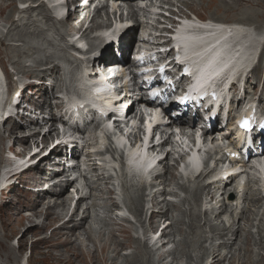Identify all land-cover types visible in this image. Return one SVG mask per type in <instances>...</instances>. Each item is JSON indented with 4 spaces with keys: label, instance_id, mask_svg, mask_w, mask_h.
Returning <instances> with one entry per match:
<instances>
[{
    "label": "bare ground",
    "instance_id": "6f19581e",
    "mask_svg": "<svg viewBox=\"0 0 264 264\" xmlns=\"http://www.w3.org/2000/svg\"><path fill=\"white\" fill-rule=\"evenodd\" d=\"M11 1H13V0H10V2ZM96 1L97 0H95L94 2H96ZM147 1L153 2L154 0H147ZM168 1H171V0H162V2H164V3L168 2ZM177 1L181 2L186 8H189V7L192 6L191 3H192L193 0H189V1H187V0H177ZM214 1L215 2H217V1L218 2H222V6L221 7L223 9H226V10H228V9L229 10L244 9V6L239 7V4L241 3L242 0H232L230 3L227 2L226 0H222V1L221 0H214ZM248 1H250V0H248ZM37 2H35V0H16V2H12V3L16 4L17 11L20 10L18 5L19 4H23L24 8H22V11H26V13H29L28 9H33L34 8L35 10L32 13L36 12L40 19H42L44 17L48 18L49 19V23L47 25H45V26L47 28H51L50 25H52L54 27L53 28V32L55 33L54 35L56 37H59L62 42H66L67 38H72V40H73L72 36L75 33H80V32L82 33L81 34V40H83L82 42L91 40L92 39L91 35L93 33L97 32V31L101 30V28L103 27V23L101 21L102 20V16H103V13H105V12H106V15H107V10H108V6L104 2L102 4L103 5L102 8L101 9H97L95 15L90 18V16H89V7L88 6H84V7L78 8L74 12L73 11L70 12V14L68 15V17L65 20H61L60 21V20H57L53 15L50 14V12L48 11V8H47V6L45 5L44 2L41 3V4H38L37 6L33 5V4L37 3ZM94 2H92V3H94ZM138 2H139V0H124V2H123L125 5H127L129 7V9H130V17H132V18L136 17V15H135L136 14L135 6L137 8V6H138L137 3ZM256 2H257V4H260L261 6L264 5V0H257ZM252 4H254V3H252ZM252 4H249V5H252ZM246 7H247V5H246ZM179 11L183 15H189V14H186L183 9H180ZM142 12L148 13L147 9L146 10H142ZM260 13H261V11H260ZM263 13H264V11H263ZM191 14H193V15L201 18V19H208L206 17L198 16L197 14H195L192 11H191ZM173 15H174V12H173ZM260 16H262L264 18V14H261ZM164 19L165 20H164V23H163L164 24L163 28H166L168 24L169 25H171V24L175 25L176 24L175 20L172 19V18H164ZM252 19H254V14H251V15H249L246 18V20L248 22H252ZM10 20H7V21H10ZM242 20H244V19H242ZM246 20H244V21H246ZM235 22H238V21H235ZM20 23H22V22L20 21ZM37 23L40 24L39 22H36V25H35L36 30L34 32L32 31L31 28H26V30L24 29L23 32H19L18 33L16 31L17 34L14 35L13 34L14 32L12 33L13 30L11 31V27H10V29L8 31V37L11 40H16L17 39V42H20V43L24 42V43H22L21 47H18L19 49H21V48H23V49L19 50L17 48L18 50H16V53H19V55H20V53L22 54L21 57H23V56L27 57V58L33 57L34 56L33 54H36V52L38 51V48L36 46L37 44L35 43V39H42L41 34L43 32H48L47 28H41L40 26H42V25L38 26ZM219 23H222V22H219ZM41 24H42V22H41ZM159 24H162V22H159ZM224 24H231V23H224ZM212 27L213 26L210 25V28H212ZM13 28H15V27H13ZM138 30H139V28H138ZM138 30H137V28H135V30H132V31H127L126 30L127 32L124 34L123 43H125L126 45H131L134 41L136 42L137 38L139 37ZM62 31H64V33H61ZM206 33H207L206 30L202 26H200L199 23L196 24V27L192 28V30H191V35H192L193 38H196L198 36H203ZM239 33H242V31H240L238 33H235L234 36L239 35ZM18 36L20 38H23V37L26 36L25 38H27V40L18 39ZM241 39L243 40V43L245 44L246 41H247V36H243L242 35ZM187 41H192V43L190 42V45L192 46L191 47L192 49L190 48L191 50H189L190 53L195 52V50H198L199 48H202L204 46V42H202V41H195V40H190V39L189 40H185V42H187ZM82 42H80L81 45H83ZM81 45H79L78 42H75L74 44L67 43L66 47H63L61 49V51H62V55L61 56H54L51 59V61L46 62V64L48 63L50 65V67H49V69L47 67L46 69H43V71H41V72H46V74H44V76L48 75L51 72V73H53V76H50V78L56 79V82H55L56 84L59 83L60 81H62V76H64V72L66 70V66H68L67 64H69V66L72 65L71 61H70V58H68V50H70V51L81 50L82 51L84 48ZM55 46H56V44H53V43L51 44V47L54 48ZM96 46H97L96 43L94 41H91L89 46H88L89 53L95 54L96 53V49H95ZM195 46H196V48H195ZM218 46L219 47L217 49H215L211 53H208V56L205 59L206 63L204 65V67H206L205 68V70H206L205 74H207L208 73L207 71L210 68V65L211 64H216L215 68H213L214 69L213 71L215 73H213V74L210 73V75L208 77L203 78L204 80L208 79L209 77L213 76L214 74H218V73L223 76L229 70H232L234 75H235V77H236L238 75V73L243 70V69H241V67H239L241 65L240 60L242 58V55L240 54L239 56H237L238 53L235 51L236 47L233 46L232 39H229L228 41H224V42L220 43ZM238 46H240V44H238ZM225 47H227V48L230 47L231 48V52L234 55V57L231 55V52H229L228 57H227L226 60L223 59L222 61L214 63L215 60H216V57L220 54L221 49H223ZM257 47H255V48H257ZM122 49H124V46H123ZM106 52H107L106 55H107V60H108V64H107L108 66H106L105 69L109 71L108 68L112 67V69L110 71L114 72V71H116V68H117V65L119 64V61L117 60V58L113 57V47L107 48ZM126 52L127 51L124 52L123 56H126L128 54ZM253 53H254V50H253L252 54H250L251 56H249L245 60V62L249 61L250 57L253 56ZM81 56L86 57L85 54H83ZM42 61H44V59H40V61L37 59L35 61V64L38 65ZM126 61H129V55L126 56ZM223 61L225 63H227V64L225 66H222L221 68H219L217 66L218 63H221ZM233 61H234V64H233ZM42 64H44V63H41L40 65H42ZM129 65H130V67H135V62H132ZM0 67H1V64H0ZM93 68H94V66L91 65L89 67V70H91ZM80 69H81V67L79 68L78 66L75 68V70L78 73L80 72ZM258 71H259V68H257L256 70H253V72L251 73L250 79L251 78H255L257 73H258ZM202 72H204V71L200 70V73L202 75H204ZM124 76H125V73L122 74V77H124ZM39 77H41V76H39ZM119 77H121V76H119ZM10 78L11 77H9V79ZM250 79L248 78V80H247L248 84L246 83V87H247L246 88L247 89L246 92L249 90V88H251V89L253 88L255 90V92H257V90H256L257 87L254 86L255 84L252 83V82L249 83ZM54 88H56V85H55ZM74 89L75 88L72 87V91ZM6 90H7V84H6L5 80L3 79V73H2V71L0 69V100H1L2 96L4 95V93L6 92ZM35 90H36L35 94L38 93V94L42 95L41 98H44L47 95V92H43V90L40 89V88L36 87ZM52 97L55 98V95H52ZM46 98H47V96H46ZM32 100H35V98H32ZM144 101H145L144 99H141L142 103H144ZM263 102H264V96L262 95V96H260V103H263ZM43 103L44 104L46 103V104L49 105L50 117L47 118V119H46V117L42 118L41 122L40 121H35V122L33 121L30 124V126H28L27 128H25V126L18 125V124H13V125L12 124H8L7 125V123L10 121L9 119H8V121L6 120L4 122V124H3V134L4 135L1 137V141H0V143L2 141L4 143V145H3V148H4L3 153H5V151H6L5 142L7 140H9L11 142V145L9 146L10 147V151L12 153H14L15 155H18V156L23 157V158H26L28 156V154H31L32 149H33L34 146H37L38 149H39V145H41V147H40L41 151L38 154L32 155V157L30 158V161H35V159L38 158L39 155H41L43 152L48 150V148L50 147V144L53 142V140L57 136H59V129L57 127L59 122H64L65 121L64 117L57 115L56 112L60 111V110H64L65 109V105H64V102H57L53 106L51 100H49V101L44 100ZM136 103H138V101H136ZM245 103H246V98L245 99L242 98L239 101L238 105H237L238 108L243 107L245 105ZM132 108H133V106L131 108H129L128 112H131ZM233 110L235 112V109H233ZM94 120H93L92 123L83 126L82 129H79V131H78V133L82 134L81 135V138H82L81 142L86 144V146H88L89 141H93L90 146H93L94 144H96V140H97L96 130L99 127V123H98L99 120L98 119H96L95 121ZM179 123H180V125H185L186 121L183 120V121H181ZM48 126H49L48 134H45V135L42 136L43 130L46 129ZM119 126L120 125L117 124V127H119ZM193 126H195L194 123H193ZM34 127H36V128H34ZM27 131L28 132L30 131L29 135H26ZM230 133L232 134V132H220L219 131L218 134H219V136H222L225 139H228V136L230 135ZM216 136H218V135H216ZM29 142H31V144L29 145L30 146L29 149L16 150L17 147L26 146L27 144H29ZM39 142H40V144H39ZM75 143H77V142H75ZM77 145H80V144L78 143ZM76 147H78V146H76ZM74 153L75 154H74V159L73 160H75V158H77V156L79 155L78 151H76V150L74 151ZM101 155H103V154L100 153V152H98V154H95V155H93L91 152H88V154H86L85 158H86V161L89 164L92 165L91 167L95 168L97 165L93 162V158L95 156L98 157V156H101ZM49 156H50V154L47 155V158L45 157L44 159H49ZM62 157L63 156L60 155L59 159H61ZM169 158H170V155L167 156L166 160H164L162 163H160V166L161 165L164 166L165 172L160 174V177L158 178L156 186L153 187L154 191H152V194H151L152 195L151 201H152V205L153 206H152V209H151V216L149 217V220L151 218H154L153 219V221H154V229L151 230L150 227H148V229H147L148 231H146V233H150L151 231H154V230L158 229L162 224L164 225L165 222L163 223V218H168V221H170L171 225L165 227V229L162 231L160 237L157 239V241L155 243V247L159 246L157 250H160V251L147 252V244H146V245H144L145 247L143 249H141V251L139 253H137V251H136V253H134V256L138 255V264H147L148 261H149V263H151L150 262V260H151L150 258L151 257H152L153 264H162V261L166 260L167 257H168V254H170L172 252H174L173 259L176 261L177 257H176L175 252H178L179 249H183V245L184 244L182 243V240L181 241L177 240L175 235L178 234V235L182 236V234L184 233V230L182 229L183 230L182 234H180L178 232H174V236L172 235L171 232H168V230H169L168 228L169 227H172V231H174V229H175L174 226H176V224H173V221L169 219V209H168V207L171 204L166 202V199H164L162 202H160V200H158V196L160 198H162V197H164L165 195L168 194L167 193V188H166L167 183L168 184H173L174 181H176V176H175V174L173 172L174 168L170 167L169 166V162H167ZM248 166H250V162L245 163L242 166L243 168H241L242 170H241V172L239 174H234L233 176H231L227 180H225L226 183L227 184H231V186L233 184L237 185L235 183L236 179L238 177H240L242 174H244L243 169L245 167H248ZM50 167H53L54 169L56 168L55 170L59 171V172H56L54 174V172L52 170L51 171L52 174H50V175H53V174L54 175L49 180L45 181L43 178L40 177L41 173L44 172V171L42 170V168L39 167V165L37 167L31 166L27 170L28 172L23 174L20 177V179L22 181H29L28 184H29L30 188L28 190H31V187H32V190H33V187H35V188H39L40 191H38L37 193H35V195H32V196L30 195V193L24 192L25 195H26V199H28V197H30V196L32 197L31 201H29V202L26 201L27 205H24V211H28V212H32V213L28 217H19L20 219H19L18 223L22 224V223L25 222V226L24 227H26V228H25V231L23 233L22 239L18 241V245L20 247L25 245V243L27 242V239H26L27 236L26 235L28 233H30V231H32V230L33 231H37V230H41V229L47 227V226L44 227L45 224L36 225V223L34 222V219L38 218V216H39L40 211L37 210V209H39L40 205L46 203V201L48 199H51V201H54V203H53V205L51 207H54L56 205H59L60 202L63 201L64 195H65L67 200L64 201L65 205L64 204L63 205L65 207L66 213L59 215L56 212L57 214L53 215L54 217L52 218V223H55V224H52V225H54L52 227V234L53 235L51 237H49L50 239H48V240L52 239V241H48L47 239L45 240V237H42V238H37L34 242L37 241L38 243H40L41 240H45V243L47 245H50V243H55V244H52L51 249L47 252V254L49 256H52L54 259H56V261L60 260L58 262H61V263H64V264H72L70 262L71 261L70 259H74L75 257L79 256L78 255L79 252L81 253L80 248H77V245L81 247V246L85 245L87 242H90L89 244L95 243L93 237H91V235H92L91 234V228H90V226L89 227L87 226V224L90 222V219H93V217H91L92 213L90 211V207H86V208L83 207L84 204L87 202L86 201L87 195L79 196L80 195V190L77 189V188L75 189L76 190V193H75L76 195L69 196V194H68V192H69L68 187L73 184V181L70 179V176H71L70 172H71V170H74L75 168L79 169L80 168L79 164L71 166L68 169V171L66 169H64L60 163H58V164L51 163ZM95 171H97V170L96 169L92 170V172L97 175L96 176L97 182H101V184L104 186L103 189H100V190L97 189L96 190V191H98L101 194L100 196L102 198L101 199L102 200V206H100V208L102 210H104V211L105 210H110V206H108V203H110V204H112L111 208H115V210H117V209L119 210L120 206L115 201V198L113 196V195H115V193H114V191L111 188H109V186L111 185V179L103 178L102 175L97 174V172H95ZM45 177H47V175H45ZM220 180L224 181V179H218V180H216V184H214L212 186L204 185V186H202V188L200 187L201 188L200 189L201 195L205 193L206 196H208L211 199L212 202H215V205H214V207H212V209L210 211H206V213L204 214V217L196 215V222L190 223V225L188 227V230L192 233L193 238H195V239L199 238V235H198L199 232H201L202 235H208L209 236V237H204V238H207L206 241L204 242V244L210 242V247L206 248V247H203V245L201 244V249L200 250H202L204 252V254L201 257V259H200L198 264H225V263L235 264V261L237 259V251L240 250V246L239 245L242 244V242H240L239 239H240V237H242L241 233H242L243 229L242 230L238 229V230L234 231L233 226L235 225V223L229 229H227L225 226H222V225L216 223V221L218 219H220L222 221V223L224 222L223 217H225V215H222V217H221V215H220L221 213L220 212H222V213L226 212L225 199H223L222 201H218L216 194H214L212 192L213 188H216L217 185L221 184ZM103 182H104V184H103ZM45 185H49V188L47 190L41 189V188H44ZM88 186H89V188H92V184L90 183V181H89V185ZM160 186H162V188H160ZM237 186H238V188H237V190L235 189L234 192H231V191L230 192H224V194L228 195V193H231L229 195V197L233 198V196H235L237 194V191L239 192L240 190L245 188V186L242 188L241 187L242 185L239 186V184ZM126 188H127V192H129L130 189L139 188L138 189L139 194H138V198H137V201H136L137 210L136 209H134V210L138 211L143 216L144 213H145V205H144L145 199L144 198L146 197V196H144L143 191L146 192V189L142 188V187H138V186L133 185V184L129 185L127 183H126ZM248 188H249V184H247V186H246V188L244 190L247 191ZM10 189L12 191L11 192L12 194L13 193L15 194L16 191H19L17 189H12V187H10ZM92 189H94V188H92ZM180 189L181 190H186V187L180 186ZM169 194H173V193H169ZM82 195H83V193H82ZM74 197H77L78 201H77L76 206L73 208V204L75 202V198ZM89 197L91 198L92 195L90 194ZM128 198H129V201H130L132 199V196H128ZM200 200H201V197L198 195L197 202H200ZM245 201H246V204H248V207L250 205L256 206V207H260V206H262L263 198L262 199L261 198H258V199L251 198V199H246ZM49 203H50V200H49ZM3 207H7V206L5 205ZM248 207H246V208H244L242 210V212H241V214L239 216L240 219L238 220L240 223H241V221H242V223L248 222L247 218H248V213L250 212V211H247ZM62 209L64 210V208H62ZM165 209H166V211H165ZM44 212H45V214H43V213L42 214L45 217V219H47L49 217L51 219V211L48 210V212H46V211H44ZM19 215H21V214H18V216ZM210 215H212V218H211ZM201 217L204 218V226L200 224ZM9 220L5 219V222H3L4 223L3 225L5 227L11 228V224H10ZM141 220H142V218H141ZM36 221H37V219H36ZM56 222H58V223H56ZM26 223H28V224H26ZM178 223H181L182 225H184V220L179 221ZM196 223H199V224L195 225ZM139 224L143 227V222L142 221ZM168 225H169V222H168ZM263 225H264V219H261L260 223H259L260 230H261V226H263ZM86 227H88V228H86ZM32 228H36V230H34ZM3 229H4V231L6 230V228H3ZM122 230H125V229H122ZM122 230L120 229V231H122ZM205 230H209V232H206ZM262 232H264V229L262 230ZM229 233H232V238H228L229 237ZM7 235L13 237L11 229L8 232ZM202 235H200V238H201ZM170 236L173 237V240H172V237H171L170 242H169V237ZM262 238H261V240H262ZM186 239L187 238H185L183 240L184 243H185ZM140 241L142 242V240H140ZM171 242H173L175 244V246H176L175 250L165 251L166 247L169 244H171ZM118 243H120V242H117V244ZM134 243L137 244V241L136 240H134L133 242L132 241H128V244L130 246L128 248H132ZM147 243L149 244L148 241H147ZM262 243L256 242L253 245L259 251H264V242H262ZM117 244H115L113 242L114 246L117 245ZM213 244H215V246ZM62 245L64 246L63 247L64 249H58ZM138 246H140V244L137 245L136 247H138ZM111 247L112 246H110L109 244L103 245L101 247V249L98 247L100 249V254L103 255L101 260H104V261L107 260L105 254H107V252L110 250ZM247 247H248L247 248V257L244 258V259L240 258L239 261L237 259L238 264H264V259L263 258L259 262H255V260L253 261L252 254L253 253L256 254V253L254 251L252 253V250H250V241L248 242ZM70 251H75L77 253L76 254L74 253V255L73 254H71V255L67 254ZM161 251H165V252H161ZM91 252L92 251H90V250L88 252H82L83 260H85V261L90 260L92 262L96 258L97 259L96 263H99L98 262V259H99V256H100L99 253H98L99 256H97V254H96L95 256L90 257V253ZM96 252H97V249H96ZM113 252L116 255L114 258L118 259L119 251L117 249H113ZM151 253H152V256H151ZM161 253H163V254H161ZM12 254L13 253L11 252V253L8 254L9 256H7V259L9 260V261H7V264H12L14 262L15 258L13 257ZM65 256H68L69 260H67L68 258H66ZM187 256L190 257V258L192 257L191 255H187ZM258 256H260V255H258ZM155 258H157V261L155 260ZM169 258H171V257H169ZM128 259L129 258L126 259L127 263H130V261H131V264H137V263H135L136 260L132 262V260H134L133 258H130V260H128ZM112 263L113 264H117L116 261H114V262L112 261ZM171 263L174 264V262H171ZM181 263L183 264V260H180V262L178 264H181Z\"/></svg>",
    "mask_w": 264,
    "mask_h": 264
},
{
    "label": "rangeland",
    "instance_id": "374dc122",
    "mask_svg": "<svg viewBox=\"0 0 264 264\" xmlns=\"http://www.w3.org/2000/svg\"><path fill=\"white\" fill-rule=\"evenodd\" d=\"M37 1L38 0H35V2H37ZM187 1H189V0H187ZM226 1L230 3L232 0H226ZM247 1L248 0H242L241 3L239 4V7L244 6V9H239V10H229L228 9V10H226V9H223L221 7L222 2H218V1L215 2L214 0H193L191 3L192 6L189 8H186L181 2H177V0H175V3L177 4V6H174L173 10L179 11L180 9H183L186 14H189L192 11L195 14H197L198 16L206 17V18H208L212 21H216V22L234 23L235 21H238L237 23H241V24L244 23L243 25L246 27H254L257 31H264V20H263L264 18L262 16H260L261 14H264L263 13L264 5L261 6L260 4H257V2H256L257 0H252V1L250 0V1H248L249 3ZM12 2H16V0H13L11 2H10V0H0V29H2V32L0 31L1 32L0 33V64H1V67H2L3 71H5L6 73H8V70L15 73L13 76H14V79L18 82H23L25 80V78H29L30 80L33 78H36V77L40 78L39 76H43L44 74H46V72H41V71H43V69H46L47 67L49 69V67H50V65L48 63L46 64V62L51 61V59L54 56H61L62 55L61 49L63 47H66L67 43H70V39H68L66 42H62L59 37H56L54 35L55 34L53 32L54 27L52 25H50L51 28H47L45 26L49 23L48 18L44 17V18L40 19L36 12L32 13L35 10L34 8L28 9L29 13H26V11H22V8H24L23 4L18 5L20 10L17 11L16 4L12 3ZM252 3H254V4H252ZM97 4H99V3H97ZM249 4H252V5H249ZM33 5H35V4H33ZM246 5H247V7H246ZM260 11H261V13H260ZM251 14H254V19H252V22H248L246 20V18ZM242 19H244L246 21H244ZM7 20H10V21H7ZM20 21L22 23H20ZM36 22L40 23V24L37 23L38 26L42 25V26H40L41 28H47L48 32H43L41 34L42 39H35V43L37 44L36 46L38 48V51L36 52L37 55L33 54L34 56L30 57V58L23 56L24 57L23 58V57H21L22 56L21 53H20V55H19V53H16V50H18L19 49L18 47H21L22 43H24V42H22V43L17 42V39L11 40L8 37V31L11 27V31L13 30L12 33L14 32L13 33L14 35L17 34V32L18 33L23 32V30L24 29L26 30V28H31L32 31L34 32L36 30V28H35ZM41 22H42V24H41ZM13 27H15V28H13ZM61 33H64V31H62ZM25 37L20 38L18 36V39L27 40V38H25ZM51 42L53 44H56V46L54 48L51 47V44H52ZM71 44H72V42H71ZM82 46H84V45H82ZM257 46H255V47H257ZM263 46H262V49L260 50L261 52L263 51ZM22 49L23 48H21L19 50H22ZM68 58H70L72 65L70 64L71 66H69V64L66 63L68 66H66L64 76H62V81H60L59 83L56 84L55 90L50 94L49 90L46 89V86L41 87L43 92L44 91L47 92L46 96L48 98L52 97V95H55V98H53V97L50 98L53 106L57 102H63L62 98H64L65 93H68V92L72 93L73 92L72 87H74V88L76 87L75 80H76L77 71L75 70V68L77 66L80 68L82 66V63L77 59V57L74 56V51L68 50ZM37 59L39 61H40V59H44V61H42L38 65H36L35 61ZM256 59L258 60V62H256L257 61ZM256 59H254V62L252 64L253 66H251L253 68H249V70L250 69L256 70L257 68H259V71H258L255 78H251L249 80V83L252 82L255 85L257 84V89H256L257 92H255V90L253 88L252 89L249 88V90L246 93L247 100H254V101H257L260 98V96L263 95V94L260 95V90H261V85L264 81V55L261 56V58H259V56H258ZM41 63H44V64L40 65ZM249 70H247V71H249ZM250 73H251V70L249 72H247V74H250ZM50 76H53V73L50 72L48 75H45L43 80L48 81L50 79ZM250 76H251V74H250ZM9 77H11V75L8 74L7 79H9ZM11 80H10V85H11ZM26 82H24V83H26ZM30 98H32V97H30ZM43 100H44L43 98H40L37 101V104L41 103ZM45 100L49 101L48 99H45ZM43 107H44L45 113H43L42 117L48 118V116H50L49 105L43 104ZM234 109L237 110L239 108H237V106H236V107H234ZM239 110H237L236 113L239 112ZM56 113L59 116L63 115V112H61V110L57 111ZM74 122L75 123L76 122L81 123L82 121H81V119H78V120H75ZM9 124L13 125L15 123L13 121H11ZM63 126L65 127V125L62 122L61 123L59 122L58 127H61L60 130L63 129ZM80 127H83V126L80 125ZM34 128H36V127H34ZM66 128H68V127L66 126ZM29 132L27 131L26 135H29ZM225 132H229V130H225ZM74 137H77V136H74ZM0 144H1L0 145V151L3 152L4 151L3 141ZM30 144H31V142H29V144H27L26 146H19V147H17L18 149L16 148V150L29 149ZM10 145H11V142L9 140L5 142L6 149ZM88 148H89V146L87 148L83 147V150L81 148V150H79V152H80L79 158L74 161V164H77L78 162H80L81 166L79 169H75L73 172H70V175H71L70 179L73 181V184L68 187V190H69L68 194H69V196L74 195L76 193L75 189L78 187L80 190L79 196L87 195V199H86L87 202L84 204L83 207H85V208L90 207V211L92 213L91 217H93V219H90V222L87 224V226L88 227L90 226V228H91V234H92L91 237H93L95 243L89 244L90 242H87L85 245H83L81 247L77 245V248H80L81 253L79 252V254H78L79 256L75 257L74 259H70L71 260L70 262L72 264H113L112 261L113 262L116 261L117 264H131V261H130V263H127L126 259L129 258L128 260H130V258H133L134 260H132V262L136 260L135 263L138 264V255L135 254L136 256H134V253H136V251H137V253H139L141 251V249H143L145 247L144 245L147 244V252H150V251L155 252L153 249L149 248V244L147 243V241H145V243H144V241L142 240L141 234L136 232V229H138L139 232H142L144 230L148 231L147 230L148 227H150L151 230L154 229V221H153L154 218H151L150 220L148 219L149 216H151L150 215L151 211H149V210L152 208L151 197H150L151 193L147 192L146 193L147 196L144 198L145 199V203H144L145 204V216L144 215L142 216L138 211H136L137 210L136 201H137L138 194H139L138 193L139 188L130 189L129 192L125 191L123 198L119 201L121 203V206L126 207L128 212H129L130 217H129L128 221L127 220H119V218L117 220L115 218V216L111 214V212L115 211V208H111L112 204H110V203H108V206H110V210H105V211L102 210L100 208V206H102V200H101L102 198L100 196L101 194L96 190L97 189H99V190L103 189L104 186L101 184V182H97V178H96L97 175L92 172V170L94 168H92L90 166L91 164L85 162L86 161L85 154L87 152L94 153V152L98 151V148L95 147V144L93 146H90L91 150H89ZM3 160H4V157H3ZM93 161H94V163L97 164V167H96L97 171H95V172H97V174L102 175L103 178H106V179L111 178V173H109L107 170H105V171L102 170L103 168H105V163L103 161V158L95 157L93 159ZM160 171H162L164 173V171H165L164 166L160 167ZM89 181L92 184V188H94L95 190L92 188H89V186H88ZM174 183H175V181H174ZM103 184H104V182H103ZM27 185L29 186V184H27ZM180 185L185 186L187 190H180L179 189ZM221 185H222V187H225L227 190L231 189L232 192L234 191V188H235L234 185H232V186L230 184L225 185L224 183H222ZM200 186H203L202 181H199V180H197V181H192V180L183 181V179L178 177V180H177L175 185H171L170 188L167 187L168 193L172 192L173 194L165 195L163 198H160V200H162V201L164 199H166V201L169 204H171L168 207L169 219L173 221V224H176V226H174V228H175L174 231H172V227H169L168 232H171L172 235L174 236V232H178V233L182 234V232L184 230V233L182 234V236H180L178 234L175 235L177 240H179V241L182 240V243L184 244L183 249H179L178 252H175L176 257H177L176 261L173 259L174 252H172V253H170L171 255L168 254V257L166 260L162 261V264H167V263L172 264L171 262H174V264H178L180 262V260H183V264H198L201 257L204 254V252L202 250H200L201 244L203 245V247H206V248L210 247V242L204 244V242L207 239L204 237H209L208 235H202L201 232H199L198 233L199 238L195 239V238H193L192 233L188 230L190 223L196 222V215L204 217L205 212L209 211L211 209V207H213L215 204L214 202H212L210 204L211 201L206 196L205 193L201 195L200 189L202 187L199 188ZM15 188H17V190H19V191H16L15 194L14 193L12 194L11 193L12 191H10L7 194L4 193L3 196L0 198V225H1L0 226V264H7V261H9L7 259V256H9L8 254L11 252L13 253L12 254L13 257L15 258V260L12 264H25L27 259H28V264H64V263L58 262L60 260L56 261V259H54L52 256H49L47 254V252L51 249L52 244H55V243H50V245H47L45 243V240L50 239L49 237H51L53 235L51 233L52 227L54 226L52 224H55V223H52V218L54 217L53 215H56L57 213L59 215L66 213L65 207H64V205H65L64 201L67 200V198L64 195L63 201L60 202L59 205L55 204L56 206H54V207H51L54 203V201H51V199H48L46 201V203L40 205L39 209H37L40 211L39 216H38V218L34 219V222L36 223V225L45 224L44 227L45 226H47V227L43 228L41 230H37V231H33V230L30 231V233H28L26 235L27 236V238H26L27 242L25 243L24 246L20 247L18 245V241L22 239L23 233H24L26 227H24L25 222L22 224L18 223V221L20 219L19 217H28L31 215L32 212L24 211V205H27L26 201L27 202L31 201V198H32L31 196L35 195L33 193H37V192L28 191L26 187H22V185H20L18 182L16 183ZM109 188L112 189L111 185L109 186ZM223 191L224 190H222L219 186L212 189V192L214 194L218 195L217 198L219 200L226 198L227 212L225 213V217L223 218L224 222L222 223V221L219 219V220H217L216 223H218L222 226H225L227 229H229L235 223V225L233 226L234 227L233 229L235 231L238 229L239 230L243 229V231L241 233L242 237H240V239H239V241L242 242V244L239 245L240 250L237 251V259L239 261L240 258L244 259L247 257V248H248L247 245H248V242L250 241V250H252V253H253V251L256 253V254H254V253L252 254V259H253V261L255 260V262H259L262 258L264 259V251H259V250L255 249L253 244L256 242H258V243L264 242V236L262 235V233H264V232H262V230L264 229L263 228L264 225L261 226V230H260V227L258 226L260 223V220L264 219V203H263V208L252 206V205H250L248 207V204H246L245 200H246V198H255V199L263 198L260 194V191L258 190V188L256 187L255 184H251V185H249V188L247 189V191L245 193H238L235 196V198H233V199L231 198L230 201L227 200V197L223 196V193H222ZM24 192L30 193L31 196L28 197V199H26V195ZM82 193H83V195H82ZM90 194L92 195L91 198L89 197ZM198 195L201 197V199H202V196L205 195L203 197V200L202 201L200 200V202H197ZM128 196H132V199L130 201H129ZM49 200H50V203H49ZM77 201L74 202V204H73L74 207L76 206ZM5 205L7 207H3ZM124 205H126V206H124ZM246 207H248L247 211H250L248 213V218H247L248 222H246V223L241 222L240 223L238 221V218H239L242 210ZM62 208H64V210ZM134 209H136V210H134ZM48 210L51 211V219H50V217L45 219V217L43 216V214H45L44 211L48 212ZM18 214H21V215L18 216ZM222 215H224V214H222ZM210 216L212 218V215H210ZM203 217H201V219H200V224L204 226V218ZM141 218H142V220H141ZM5 219H8V220L10 219L9 222L11 224V228L5 227L3 225L4 224L3 222H5ZM36 219H37V221H36ZM182 220H184V225H182L181 223H178L179 221H182ZM253 220H254V223H252ZM141 221L143 222V227L139 224ZM168 222L170 223V221L167 220V225H168ZM56 223H58V222H56ZM26 224H28V223H26ZM198 224L199 223H196L195 225H198ZM170 225L171 224H169L168 226H170ZM88 227H86V228H88ZM3 228H6V230L4 231ZM10 229L12 230V236L13 237L7 235L8 232L10 231ZM32 229L36 230V228H32ZM120 229L121 230L125 229V230L120 231ZM206 231L208 232V230H206ZM248 231H250L254 236H256L258 233L257 237H254ZM200 235H202L201 238H200ZM42 237H45V240H41L40 243H38L37 241H36L37 243L34 242L37 238H42ZM171 237L172 236L169 237V242H170ZM185 238H187L188 240L186 239L185 243H184L183 240ZM229 238H232L231 234H230ZM261 238L263 241L261 240ZM139 239H141L144 244ZM134 240L137 241V244L134 243L132 248H128V247H130L128 244V241L133 242ZM172 240H173V237H172ZM48 241H52V239L48 240ZM116 241L120 242V243L117 244ZM113 242L117 245L114 246ZM171 243L172 244H170L168 246V250H172V249L175 250V248H176L175 244L173 242H171ZM105 244H109L110 246H112L110 248V250L107 252V254H105V256L107 258L106 261L101 260L103 255L100 254V249ZM139 244H140V246L136 247ZM120 245L121 246L123 245L122 247L124 249ZM213 245L215 246V244H213ZM63 247L64 246L62 245L58 249H64ZM96 249H97V252H96ZM113 249H117L119 251L118 259L114 258L116 255L113 252ZM89 250L92 251L90 253V257L95 256L96 254H97V256L100 255L99 256L100 260L98 259L99 263H96L97 262L96 258L92 262L90 260H88L89 262L83 260L82 252H88ZM157 251H160V250H157ZM161 252H165V251H161ZM74 253L76 254L77 252L70 251L67 254H70V255L73 254L74 255ZM98 253H99V255H98ZM161 254H163V253H161ZM187 255H191L192 257L190 258ZM258 255H260V256H258ZM151 256H152V253H151ZM65 257L68 258L67 260H69L68 256H65ZM169 257H171V258H169ZM150 259H151L150 260L151 263H149V261L147 260L148 261L147 264L148 263L153 264L152 257ZM237 259L235 261V264H238ZM155 260H156V258H155ZM225 264H228V263H225Z\"/></svg>",
    "mask_w": 264,
    "mask_h": 264
},
{
    "label": "snow or ice",
    "instance_id": "6c2138e0",
    "mask_svg": "<svg viewBox=\"0 0 264 264\" xmlns=\"http://www.w3.org/2000/svg\"><path fill=\"white\" fill-rule=\"evenodd\" d=\"M248 123H249V122H248L247 120H245V121H244V127H248ZM262 127H264V125H262Z\"/></svg>",
    "mask_w": 264,
    "mask_h": 264
}]
</instances>
